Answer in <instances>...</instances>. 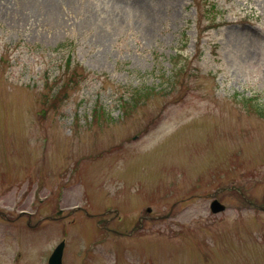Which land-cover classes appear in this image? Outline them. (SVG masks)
I'll list each match as a JSON object with an SVG mask.
<instances>
[{
    "label": "rangeland",
    "instance_id": "obj_1",
    "mask_svg": "<svg viewBox=\"0 0 264 264\" xmlns=\"http://www.w3.org/2000/svg\"><path fill=\"white\" fill-rule=\"evenodd\" d=\"M249 96L264 0H0V264H264Z\"/></svg>",
    "mask_w": 264,
    "mask_h": 264
},
{
    "label": "trees",
    "instance_id": "obj_2",
    "mask_svg": "<svg viewBox=\"0 0 264 264\" xmlns=\"http://www.w3.org/2000/svg\"><path fill=\"white\" fill-rule=\"evenodd\" d=\"M66 45H67L66 42H61L58 45V48H64V47H66ZM61 67H62V72L61 73L62 74L66 73L68 75L66 79L67 80L69 79L70 81L73 80V77L75 79L77 76H79V73H81V72L75 71L74 66H72V65L70 66L68 64V59H67V63L65 65L61 64ZM170 80H171V77H170ZM146 88H143L141 91L143 92L145 90H148ZM136 94L137 95L139 94L138 90H136V92L132 91L130 93V95L127 96L126 98H122L121 97L119 99L120 100V108H122L123 112H126L130 108V106H132L133 104H135L137 102V99H139V98H138V96H136ZM54 96H56V95L54 94ZM241 101H242V103H244L248 107V109L250 111L255 113L256 116H258L260 118H264V100H260V99L255 98V97L253 98V96L252 97L249 96V97H242ZM99 108L103 110L101 105L98 104L96 107L94 105L93 108H92V111L94 110V113L96 115H98L99 114V110H100ZM103 112H105V110H103Z\"/></svg>",
    "mask_w": 264,
    "mask_h": 264
},
{
    "label": "water",
    "instance_id": "obj_3",
    "mask_svg": "<svg viewBox=\"0 0 264 264\" xmlns=\"http://www.w3.org/2000/svg\"><path fill=\"white\" fill-rule=\"evenodd\" d=\"M225 208L224 204L220 203L217 198L213 199L210 203V209L213 212L221 211ZM64 247V241H60L51 254L48 257V264H61L62 251Z\"/></svg>",
    "mask_w": 264,
    "mask_h": 264
},
{
    "label": "bare ground",
    "instance_id": "obj_4",
    "mask_svg": "<svg viewBox=\"0 0 264 264\" xmlns=\"http://www.w3.org/2000/svg\"><path fill=\"white\" fill-rule=\"evenodd\" d=\"M45 1H51V0H45ZM59 1L60 3H63V2H67L68 0H57ZM52 2H56V0H52Z\"/></svg>",
    "mask_w": 264,
    "mask_h": 264
},
{
    "label": "flooded vegetation",
    "instance_id": "obj_5",
    "mask_svg": "<svg viewBox=\"0 0 264 264\" xmlns=\"http://www.w3.org/2000/svg\"><path fill=\"white\" fill-rule=\"evenodd\" d=\"M6 218H8V217L6 216Z\"/></svg>",
    "mask_w": 264,
    "mask_h": 264
}]
</instances>
